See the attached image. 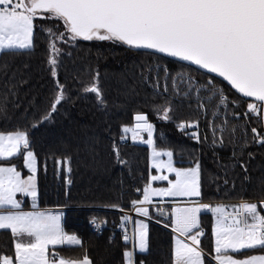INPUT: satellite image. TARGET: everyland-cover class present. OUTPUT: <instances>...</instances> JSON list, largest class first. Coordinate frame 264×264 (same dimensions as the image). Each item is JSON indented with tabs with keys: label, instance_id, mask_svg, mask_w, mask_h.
<instances>
[{
	"label": "snow or ice",
	"instance_id": "1",
	"mask_svg": "<svg viewBox=\"0 0 264 264\" xmlns=\"http://www.w3.org/2000/svg\"><path fill=\"white\" fill-rule=\"evenodd\" d=\"M38 33L46 34L41 71L51 88L46 108L39 111L33 96L28 105L37 111L29 113L21 94L28 97L33 67L30 60L16 58L35 51ZM80 41L107 42L150 57L119 74L125 91L118 89V95L134 91L129 80L151 87V115L174 122L200 146L199 151L182 149L177 157L173 148L158 144L157 126L142 109L115 135L106 125L115 165L133 169L135 160L122 147L129 134L134 144L149 149L147 175L141 174L144 183L135 188L136 198L104 205L121 213L120 264H149L143 254L150 252L152 221L170 230L160 264H264V0H0V121L11 119L12 108L24 121L0 125V232L10 237L0 248V264H94L81 239L63 223L62 209L73 198V158L53 155L56 175L67 174L65 203L55 210L41 207L40 159L30 133L70 100V76L94 95L97 110L108 114L110 93L103 85L108 74L102 77L91 65L70 71L64 64L63 57L72 55L64 48ZM185 103L191 110L187 118L179 115ZM98 144H88L96 166L101 165ZM205 145L219 172L205 169ZM218 149L230 151L227 162ZM257 157L260 176L253 178ZM47 170L46 157L45 175ZM157 182L165 186H154ZM202 214L210 215L207 227ZM92 222L99 231L107 220ZM108 239L115 244L114 235ZM63 245L79 246L83 255H62L58 246Z\"/></svg>",
	"mask_w": 264,
	"mask_h": 264
},
{
	"label": "trees",
	"instance_id": "2",
	"mask_svg": "<svg viewBox=\"0 0 264 264\" xmlns=\"http://www.w3.org/2000/svg\"><path fill=\"white\" fill-rule=\"evenodd\" d=\"M36 49L30 55L18 57L16 59L30 60L33 67L32 82L27 98L24 99V108L29 109V113L37 111L36 107H29L28 101L34 96L38 105V110L46 108V99L50 94L51 85L47 82V73L41 69L45 67L46 34L38 33L36 37ZM65 52H71V56L65 55L63 61L70 70H80L83 72L88 65L93 68L98 67L102 77L107 73V78L103 79V85L109 90V110L105 115L96 108V101L93 94L84 93L78 81L69 77L67 83L69 87L70 100L53 114L49 122L41 124L37 128H31V141L33 149L39 154L41 171L39 173V201L43 208L57 209L59 205L65 203L63 195L66 185L67 174L56 175L53 167L52 157H60L63 154L72 156L71 188L72 200L63 207V223L65 230L69 234H76L82 241L84 249L94 261V264H120V245L123 243L119 229V217L121 213L105 207L104 205L120 202L127 204L130 199L136 198V187H142L144 181L141 174L147 175V156L149 149L140 143H128L123 145V151L127 157L134 158L135 163L130 172L127 167L115 165L109 155L111 141L107 139L108 133L105 131L106 125L110 124L112 133L115 135L121 123H131L132 115L137 109H142L150 113V119L157 126L156 138L158 144L171 147L177 153V157L182 149L200 146L180 132L174 122H164L151 115L153 102V89L132 80L128 85L134 91L124 93V86L118 83L119 74L133 66L134 61L151 59L143 52L127 51L125 48L112 45L107 42L96 44L93 42L80 41L75 48H64ZM12 60L13 57H3ZM169 67L178 69V65L169 61ZM191 71V69H186ZM75 74V73H73ZM195 75V72H193ZM82 78L87 79L86 75ZM63 82V81H62ZM159 102V98H155ZM179 104L180 101H174ZM193 108L195 102L193 101ZM191 110L185 103L179 111V115L188 117ZM11 117L8 121H0V125L5 127L23 124L20 118L21 113L16 109H10ZM31 120V115L29 116ZM205 131V124L201 121V132ZM90 140H98V151L101 165H93L92 157L88 150ZM218 155L225 162L231 155L230 151L218 149ZM47 157V174L43 172V163ZM261 160L259 157L253 162L250 169L253 178L260 176ZM203 164L208 172H219L214 163L212 151L207 145L203 148ZM205 226L210 221V215L202 214ZM97 222L107 220L97 231L93 225V219ZM150 252L143 254L147 257L149 264H160L165 258L171 240L170 231L155 224H150ZM115 238V244L109 243V237ZM10 243L8 234L0 232V248ZM205 248L209 246V238L203 239ZM58 250L62 255L75 257L82 256L83 251L79 246H60Z\"/></svg>",
	"mask_w": 264,
	"mask_h": 264
},
{
	"label": "built area",
	"instance_id": "3",
	"mask_svg": "<svg viewBox=\"0 0 264 264\" xmlns=\"http://www.w3.org/2000/svg\"><path fill=\"white\" fill-rule=\"evenodd\" d=\"M201 121L204 122L203 118H201ZM128 143H131V142H130V134H129V140H128L127 144H128ZM153 211H154V210H153ZM133 215L135 216V214H133ZM135 218H142V217H135ZM151 223H152V224H155V225H157V226H159V227H161V228H163L162 225L156 224L154 221H152ZM92 226L95 227L94 224H93ZM163 229H164V228H163ZM116 231H120V232H121V230H119V229H116Z\"/></svg>",
	"mask_w": 264,
	"mask_h": 264
},
{
	"label": "rangeland",
	"instance_id": "4",
	"mask_svg": "<svg viewBox=\"0 0 264 264\" xmlns=\"http://www.w3.org/2000/svg\"><path fill=\"white\" fill-rule=\"evenodd\" d=\"M130 142L131 143H133L132 141H131V139H130ZM146 146V145H145ZM154 186H165L164 184H162V183H160V182H157L156 183V185H154ZM29 201H30V203H31V200H30V198H27ZM154 199H159V198H154ZM150 224H152L151 222H150ZM63 246H72V245H63ZM58 247H60V246H58Z\"/></svg>",
	"mask_w": 264,
	"mask_h": 264
},
{
	"label": "crops",
	"instance_id": "5",
	"mask_svg": "<svg viewBox=\"0 0 264 264\" xmlns=\"http://www.w3.org/2000/svg\"><path fill=\"white\" fill-rule=\"evenodd\" d=\"M27 199V198H26ZM27 201H28V205H29V207H30V201L27 199ZM55 210V209H54Z\"/></svg>",
	"mask_w": 264,
	"mask_h": 264
},
{
	"label": "water",
	"instance_id": "6",
	"mask_svg": "<svg viewBox=\"0 0 264 264\" xmlns=\"http://www.w3.org/2000/svg\"><path fill=\"white\" fill-rule=\"evenodd\" d=\"M142 52V51H141ZM195 66H193V68H194Z\"/></svg>",
	"mask_w": 264,
	"mask_h": 264
}]
</instances>
